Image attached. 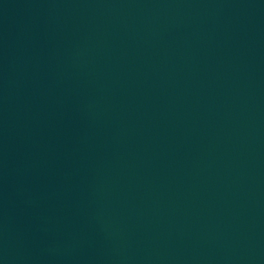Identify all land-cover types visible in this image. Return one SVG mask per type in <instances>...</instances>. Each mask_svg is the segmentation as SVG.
<instances>
[{"label":"water","instance_id":"95a60500","mask_svg":"<svg viewBox=\"0 0 264 264\" xmlns=\"http://www.w3.org/2000/svg\"><path fill=\"white\" fill-rule=\"evenodd\" d=\"M0 264H264V0H0Z\"/></svg>","mask_w":264,"mask_h":264}]
</instances>
